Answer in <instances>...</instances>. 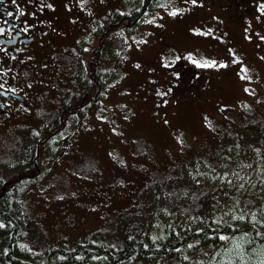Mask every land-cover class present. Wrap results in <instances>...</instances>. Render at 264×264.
I'll return each mask as SVG.
<instances>
[{"label": "rangeland", "instance_id": "374dc122", "mask_svg": "<svg viewBox=\"0 0 264 264\" xmlns=\"http://www.w3.org/2000/svg\"><path fill=\"white\" fill-rule=\"evenodd\" d=\"M82 1L88 5V0ZM204 1L156 0L133 29L104 37L99 59L101 96L43 150L42 175L13 187L3 198L22 226L17 252H43L94 231L157 239L164 235L173 213L182 218L183 226L197 222L200 214L192 204L196 200L192 190L177 189L174 179L166 182L164 174L177 162L183 165L188 157L213 151L216 144L211 138L222 122L264 96L260 93L264 41L245 30L243 22L227 24L234 36L230 38L215 17L204 12L205 4L202 12L195 10ZM105 4L113 5L109 13L118 7L127 15L139 0H106ZM173 11L177 15H170ZM93 34L91 27L81 40L45 54L37 65L40 77L34 80L29 107L16 124L0 120V183L11 168L28 161L35 140L54 123L61 103L75 101L88 90L81 61L75 64L74 76L64 77L68 73L61 72L64 55L59 49L70 47L71 57L76 58ZM193 61L215 63L197 67ZM179 67L212 73L218 90L213 99L200 100L199 108L181 114L177 124L165 128L156 117L157 102L168 94L167 75H178ZM184 144L188 151L183 154L193 153L177 158ZM197 173L194 167L187 178ZM214 184L241 201L238 218L264 220V159L253 168L215 178ZM4 234L0 224V249ZM0 264H6L1 250Z\"/></svg>", "mask_w": 264, "mask_h": 264}, {"label": "trees", "instance_id": "16d2710c", "mask_svg": "<svg viewBox=\"0 0 264 264\" xmlns=\"http://www.w3.org/2000/svg\"><path fill=\"white\" fill-rule=\"evenodd\" d=\"M155 1L139 0V5L130 14L111 27L119 26L126 32L131 30L145 18ZM110 31L111 28L102 36ZM100 48L101 43H98L88 59V90L75 101L59 107L54 123L35 140L28 166L11 173L0 183V224L5 232L0 250L5 263L132 264L151 260L156 264H201L212 256L207 264H264V220L238 218L242 212L241 201L231 198L225 190L218 191L214 184L215 178L253 168L264 159V96L256 97L234 117L222 122L211 138L216 144L213 151L207 150L200 157H188L189 161L183 165L177 162L169 167H173L171 172L164 174L166 182L174 179L176 188L192 190L196 199L192 204L200 214L192 227L181 225L182 218L173 213L164 235L153 240L138 235L120 238L94 231L43 252L16 251L22 226L3 198L13 187L42 175L43 150L66 131L71 119L95 104L101 96L104 84L97 74ZM182 150L177 158L193 153L183 154L188 151L185 144ZM192 165L197 167L198 173L187 178V172L194 169ZM221 236L225 239L221 240ZM238 244L240 249H237Z\"/></svg>", "mask_w": 264, "mask_h": 264}, {"label": "flooded vegetation", "instance_id": "af4514ba", "mask_svg": "<svg viewBox=\"0 0 264 264\" xmlns=\"http://www.w3.org/2000/svg\"><path fill=\"white\" fill-rule=\"evenodd\" d=\"M88 1L85 6L82 0H0V120L16 124L29 107V98L35 93L34 80L40 77L37 65L41 58L58 45L81 40L92 27L94 34L79 49L76 58L71 57L70 47L59 49L64 55L61 72L68 73L64 77L74 76L75 64L81 61L80 71L86 78L89 52L101 43L105 31L119 30V26H111L124 17L123 9L120 11L118 7L115 13H109L106 0ZM203 4L204 12L213 15L230 38L234 36L227 24L243 22L248 26L244 24L245 30L259 34L261 42L264 41V0H205L195 10L202 12ZM100 66L99 63L98 76ZM173 66L174 71L176 65ZM192 71L180 68L178 75L174 72L167 75L168 94L160 97L156 110V117L165 128L177 124L181 114L197 109L200 100L210 101L215 97L218 88L213 74ZM17 169L20 167L11 171Z\"/></svg>", "mask_w": 264, "mask_h": 264}, {"label": "snow or ice", "instance_id": "6c2138e0", "mask_svg": "<svg viewBox=\"0 0 264 264\" xmlns=\"http://www.w3.org/2000/svg\"><path fill=\"white\" fill-rule=\"evenodd\" d=\"M193 3H195V0H193ZM170 15L175 16V15H177V12L173 11L170 13ZM193 62L197 64V67H212V66H214V63H215V62H212V63L205 62V63L201 64V63H198L196 61H193ZM219 67H225V65L220 64ZM242 71H243V69H242ZM241 78L243 79L244 77H241ZM240 219H243V217H240ZM220 239L224 240L225 237L221 236Z\"/></svg>", "mask_w": 264, "mask_h": 264}]
</instances>
